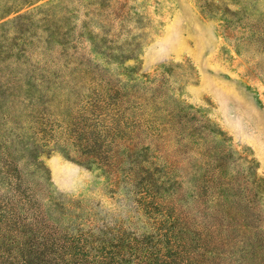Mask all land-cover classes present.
<instances>
[{"label":"rangeland","instance_id":"374dc122","mask_svg":"<svg viewBox=\"0 0 264 264\" xmlns=\"http://www.w3.org/2000/svg\"><path fill=\"white\" fill-rule=\"evenodd\" d=\"M5 1L0 0V24L14 16L2 17ZM26 1L20 12L31 14L30 20L17 33L29 34L33 43L30 68L46 50L47 64H57V69L77 67L85 73L80 84H75L76 80L68 84L62 78L39 80L33 74L26 79L31 85L27 95L34 102L26 110L16 107L14 115L20 125L15 129L21 134H11L14 146L0 150V156L1 167L7 164L5 170L23 185L27 210L20 209L2 186L0 221L9 213L3 210L5 205L22 221L34 217L38 205L42 228L60 224L108 233L145 229L146 219L125 181L111 183L101 169L82 162L86 156L80 153L82 149L117 148L101 136L102 126L93 115L104 112L110 117L115 113L113 107L127 113L129 98L143 97L142 91L132 97L128 95L132 91L115 87L123 82L147 83L161 95L189 107L220 133L212 136L216 141L224 140L234 164L231 167L249 171L264 187V0ZM12 34L10 38L15 36ZM90 37L96 43L94 48ZM23 59L5 58L0 50V73L30 69L20 64ZM108 77L113 91H118L112 103L122 99L121 106L110 103L101 111L94 102L92 115L84 100L88 95L94 99L93 92L100 91L95 84L106 85ZM40 113L52 115L45 119L48 128L39 133L37 127L43 125L25 121L26 114L39 119ZM6 134L10 135L9 128ZM75 137L79 140H72ZM258 198L261 220L247 217L244 224L249 230L252 225L259 229L257 263L264 264V196L259 194ZM50 213L61 222L49 223L46 216ZM22 221L16 225L3 221L0 232L9 227L29 231L30 222ZM85 243L92 245L89 239ZM15 246L0 239V264L18 260L19 255L12 250ZM66 252L59 248L56 253L48 252V258L52 264H64L58 261L68 259ZM40 258L30 257L29 264H39Z\"/></svg>","mask_w":264,"mask_h":264},{"label":"trees","instance_id":"16d2710c","mask_svg":"<svg viewBox=\"0 0 264 264\" xmlns=\"http://www.w3.org/2000/svg\"><path fill=\"white\" fill-rule=\"evenodd\" d=\"M23 2L28 1L4 2L2 17L14 16L0 24V50L5 58L23 57L20 64L30 68L32 56L29 51L34 50L30 48L33 43L29 40V34L17 33L23 31L25 21L30 20L31 15L26 11L20 12L24 8ZM9 33L15 36L10 38ZM90 39L94 48L96 43L92 37ZM42 54V59L32 69L0 73V97H3L0 100L1 151L14 146L15 138L11 134H21L15 129L20 125L14 115L16 107L26 110L34 102L27 95L31 85L26 79L31 74L39 80L62 78L67 83L76 80L75 84H78L85 73L77 67L57 69V64L51 66L46 63V50ZM98 82L95 85L100 91L93 92L94 99L88 95L84 100L85 107L92 115L94 102L103 111L114 101V93H118L113 91L110 77L106 85ZM115 87L132 91L128 92L132 97L140 91L144 94L142 98L136 97L132 101L129 98L127 113L113 107L115 113L110 117L104 112L93 115L102 126L101 136L107 137L117 148L94 152L82 149L80 153L86 156V161L82 162L101 169L111 183L117 182L119 185L120 181H125L135 196L141 215L146 219L143 222L145 229L117 233H108L103 229H71L60 225L61 219L51 213L46 219L49 223L56 220L54 222L59 224L58 227L51 224V227L42 228L37 217L41 213L38 205L34 210L36 215L31 219L26 218V221H22L20 216L17 219L10 211L12 209L5 205L3 210L9 213L3 221L15 225L18 220L30 222L29 231L2 228L0 239L8 245L15 243L13 254L19 255L17 261L6 264H29V258L34 255L41 257L39 264H52L48 252L56 253L59 248L67 251L68 259L58 261L64 264H258L259 229L252 225L253 229L249 230L244 222L252 216L261 220L258 195L264 196L262 184L253 179L249 171L231 167L234 164L229 159L228 149L223 146L224 140L216 138L217 142L212 136L220 133L189 107L170 96L161 95L156 87L144 82H123ZM28 100L32 103L28 104ZM121 101L112 105L121 106ZM51 115L40 113L38 119L26 114L25 122H38L39 126L43 125L41 129L37 127L38 132H44L48 128L45 119ZM21 127L24 128L22 122ZM7 128L10 135L6 134ZM76 139L79 140L77 137L72 140ZM5 166L0 170V187L3 186L2 189L16 199L20 209L27 210L23 185L16 181L13 173L5 170L8 165ZM21 213L28 214V211ZM88 239L92 242L90 246L85 243ZM39 250L43 252L38 253Z\"/></svg>","mask_w":264,"mask_h":264}]
</instances>
